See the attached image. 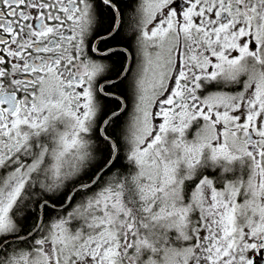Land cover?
I'll return each mask as SVG.
<instances>
[{"label": "snow or ice", "instance_id": "snow-or-ice-1", "mask_svg": "<svg viewBox=\"0 0 264 264\" xmlns=\"http://www.w3.org/2000/svg\"><path fill=\"white\" fill-rule=\"evenodd\" d=\"M0 264H264V0H0Z\"/></svg>", "mask_w": 264, "mask_h": 264}]
</instances>
